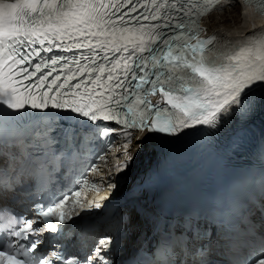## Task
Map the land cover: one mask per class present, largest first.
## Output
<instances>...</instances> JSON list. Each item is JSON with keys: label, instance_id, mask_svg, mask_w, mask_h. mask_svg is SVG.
<instances>
[{"label": "snow or ice", "instance_id": "snow-or-ice-1", "mask_svg": "<svg viewBox=\"0 0 264 264\" xmlns=\"http://www.w3.org/2000/svg\"><path fill=\"white\" fill-rule=\"evenodd\" d=\"M243 2L264 16V0ZM213 10H222L221 0H0V200L28 179L47 189L78 144L111 147L119 136L127 159L117 155L115 171L123 174L136 159L128 155L136 132L137 153L148 141L170 144L189 130L229 132L236 148L257 120L264 134V33L243 43L205 37L199 21ZM34 115L58 119L27 131L24 117ZM78 183L96 190L86 178ZM79 195L48 190L54 202L34 203L33 219L0 207V264H124L113 235L82 254L57 240ZM260 211L249 236L264 248V205ZM138 219L160 227L159 216L132 206L119 232L127 234ZM165 229L167 258L154 264H217L205 247L193 250L200 232L190 222L179 237ZM235 264H264V256Z\"/></svg>", "mask_w": 264, "mask_h": 264}, {"label": "bare ground", "instance_id": "bare-ground-1", "mask_svg": "<svg viewBox=\"0 0 264 264\" xmlns=\"http://www.w3.org/2000/svg\"><path fill=\"white\" fill-rule=\"evenodd\" d=\"M221 5L222 10H213L210 14L203 18V24L205 25L207 32L215 31L217 33H221L223 36H225L226 40L232 41L233 43H243L245 42L246 37L250 35H259L261 33H264V21L262 17H258L256 14L249 12L246 8H240L236 0H230L228 3H222ZM229 8L233 9V12L238 8L244 11V14H242L243 16L240 15L242 19L241 25H231L230 21H228L227 14H230L231 11H229ZM232 17L234 18V16ZM219 18L221 19V21L217 23V21L220 20ZM236 21L237 20L234 19L233 24H235ZM261 133L260 121L257 120L256 124L252 126V130L249 135H256ZM139 136L140 133L136 132L135 137ZM135 137L133 139L134 146L136 144ZM189 141L191 140H187V142ZM229 143H231L229 132H221L215 135H209L202 130L198 132L197 138L196 136L194 137L193 141L190 143V146L186 147V149H181L180 152L185 154L186 156L192 157L199 154L200 152H203L206 147L221 149ZM156 153L157 145L154 141L146 142L144 149L139 153H137V149L136 147H134V149H132L129 153L130 155L136 156V159L134 160L132 166L125 173L118 175L121 176L125 181L140 177V175L145 172L148 164H150V162L153 160ZM76 221L77 220H75V223ZM72 227L73 226H70V224L66 226V228L70 229ZM134 227L135 226L132 227L129 233V235H131L132 237L134 235ZM75 230L80 229L76 228Z\"/></svg>", "mask_w": 264, "mask_h": 264}, {"label": "rangeland", "instance_id": "rangeland-1", "mask_svg": "<svg viewBox=\"0 0 264 264\" xmlns=\"http://www.w3.org/2000/svg\"><path fill=\"white\" fill-rule=\"evenodd\" d=\"M230 10H231V11H230ZM229 11H230V14H227V18H228V21H230L231 25H236V26L241 25V20H242V19H241L240 15L243 16L242 14H244V11H242L240 8L236 9L234 12H233V9H230V8H229ZM231 15L234 16V18H233ZM220 18H221V17H220ZM220 18H219V19H220ZM234 19L237 20L235 24H233ZM216 21H217V20H216ZM216 21H215V22H216ZM219 21H221V19L218 20L217 23H218Z\"/></svg>", "mask_w": 264, "mask_h": 264}]
</instances>
